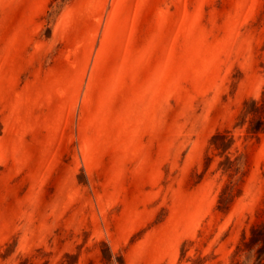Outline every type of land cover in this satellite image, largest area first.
<instances>
[{"label": "rangeland", "instance_id": "374dc122", "mask_svg": "<svg viewBox=\"0 0 264 264\" xmlns=\"http://www.w3.org/2000/svg\"><path fill=\"white\" fill-rule=\"evenodd\" d=\"M0 264H264V0H0Z\"/></svg>", "mask_w": 264, "mask_h": 264}]
</instances>
